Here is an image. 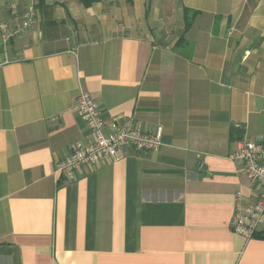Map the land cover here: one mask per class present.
I'll use <instances>...</instances> for the list:
<instances>
[{
    "label": "crops",
    "instance_id": "crops-1",
    "mask_svg": "<svg viewBox=\"0 0 264 264\" xmlns=\"http://www.w3.org/2000/svg\"><path fill=\"white\" fill-rule=\"evenodd\" d=\"M27 5L0 0V264H264V227H230L258 194L230 155L264 138V0H37L4 44ZM80 89L161 149L58 176L93 139Z\"/></svg>",
    "mask_w": 264,
    "mask_h": 264
},
{
    "label": "built area",
    "instance_id": "built-area-1",
    "mask_svg": "<svg viewBox=\"0 0 264 264\" xmlns=\"http://www.w3.org/2000/svg\"><path fill=\"white\" fill-rule=\"evenodd\" d=\"M36 4L37 0H28L27 11L16 21L14 29L3 27L4 44L34 26ZM77 102L79 112L83 115L93 139L90 142L80 141L69 146L68 154L56 162L58 176L73 180L85 166L119 160L123 149L133 148L144 152H157L161 149L160 128L155 132H145L133 119L104 122L97 102L84 89H80ZM230 159L244 164L246 177L258 190L256 200L246 207L241 203L240 194L237 195L235 214L230 226L235 234L250 240L264 227V138L238 140ZM203 166L204 164L200 163L201 169Z\"/></svg>",
    "mask_w": 264,
    "mask_h": 264
},
{
    "label": "trees",
    "instance_id": "trees-1",
    "mask_svg": "<svg viewBox=\"0 0 264 264\" xmlns=\"http://www.w3.org/2000/svg\"><path fill=\"white\" fill-rule=\"evenodd\" d=\"M100 0H80V2L85 6L89 7L91 4H94ZM197 12H192L191 10L185 9V15H184V20H185V28L188 30L194 23L195 15Z\"/></svg>",
    "mask_w": 264,
    "mask_h": 264
}]
</instances>
